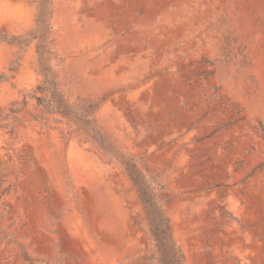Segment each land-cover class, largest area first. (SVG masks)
<instances>
[{
	"label": "rangeland",
	"instance_id": "obj_1",
	"mask_svg": "<svg viewBox=\"0 0 264 264\" xmlns=\"http://www.w3.org/2000/svg\"><path fill=\"white\" fill-rule=\"evenodd\" d=\"M138 184L264 264V0H0V264H161Z\"/></svg>",
	"mask_w": 264,
	"mask_h": 264
},
{
	"label": "trees",
	"instance_id": "obj_2",
	"mask_svg": "<svg viewBox=\"0 0 264 264\" xmlns=\"http://www.w3.org/2000/svg\"><path fill=\"white\" fill-rule=\"evenodd\" d=\"M51 98H53V95L51 96ZM52 103L55 104L53 105L54 106L53 109L56 111H58L59 108H61L62 106L61 103L63 104V102L60 100L52 101V102L49 101L45 106L51 107ZM81 111L83 112L81 116L85 117L87 113V108L84 107L81 109ZM137 187L140 197L149 215L151 232L154 241L153 250H155L156 252L158 251L160 253L161 264H181L180 263L181 254H179L180 253L179 249L171 240V236H170L171 233L168 225V220L161 215L162 205L156 200L155 195L152 194L149 195L146 186L138 184Z\"/></svg>",
	"mask_w": 264,
	"mask_h": 264
}]
</instances>
